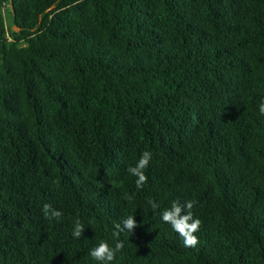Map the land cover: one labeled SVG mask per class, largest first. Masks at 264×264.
Wrapping results in <instances>:
<instances>
[{"label": "trees", "instance_id": "obj_1", "mask_svg": "<svg viewBox=\"0 0 264 264\" xmlns=\"http://www.w3.org/2000/svg\"><path fill=\"white\" fill-rule=\"evenodd\" d=\"M261 102L264 0H0V264H264Z\"/></svg>", "mask_w": 264, "mask_h": 264}, {"label": "clouds", "instance_id": "obj_2", "mask_svg": "<svg viewBox=\"0 0 264 264\" xmlns=\"http://www.w3.org/2000/svg\"><path fill=\"white\" fill-rule=\"evenodd\" d=\"M259 113L264 115V102L259 105ZM151 153L144 151L139 160L134 166H130L127 171L130 175L136 177L135 185L138 190L142 189L147 183L148 177L145 175V169L148 167L151 160ZM153 211L159 209L160 205L154 200L148 201ZM195 200L186 201L181 204L179 201H173L170 208L164 209L160 215L163 222L171 225L172 229L179 234L183 240L185 247L193 248L198 243V237L195 235L199 231L201 226V220L194 218L192 209L195 205ZM44 215L47 219H59L62 213L55 210L49 204H45ZM137 227V222L132 215H128L122 218L119 222L114 224L115 233L117 237L114 245H110L108 242L101 240L95 247H93L89 255L93 260L101 262V264H111L116 258V254L120 252L123 247V241L119 240L120 233L130 232L133 233ZM85 231L84 224L77 217L73 222L72 236L75 239H80Z\"/></svg>", "mask_w": 264, "mask_h": 264}, {"label": "rangeland", "instance_id": "obj_3", "mask_svg": "<svg viewBox=\"0 0 264 264\" xmlns=\"http://www.w3.org/2000/svg\"><path fill=\"white\" fill-rule=\"evenodd\" d=\"M9 12H10V10L7 9L6 12H5V14H6V17H7L8 25L11 26V25L14 24V23H13L12 17H11V15H10Z\"/></svg>", "mask_w": 264, "mask_h": 264}, {"label": "water", "instance_id": "obj_4", "mask_svg": "<svg viewBox=\"0 0 264 264\" xmlns=\"http://www.w3.org/2000/svg\"><path fill=\"white\" fill-rule=\"evenodd\" d=\"M15 30H16L17 32H20V29H19V28H17V27H15Z\"/></svg>", "mask_w": 264, "mask_h": 264}]
</instances>
